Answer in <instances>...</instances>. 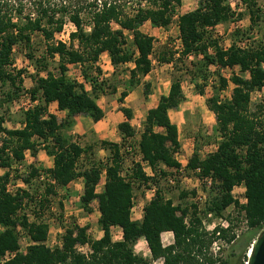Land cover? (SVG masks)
<instances>
[{
    "label": "trees",
    "instance_id": "1",
    "mask_svg": "<svg viewBox=\"0 0 264 264\" xmlns=\"http://www.w3.org/2000/svg\"><path fill=\"white\" fill-rule=\"evenodd\" d=\"M31 1L35 13L26 17L21 16V9H17V16H13L7 3H0V81L16 86L17 77L24 71L15 72L12 68L13 48L22 45L29 49L35 32L41 34L46 42L47 58H58L57 67L53 73L48 70L46 58L34 61L29 56L33 63L38 62L29 93L33 99L38 95L41 103L23 114L20 129L7 130L3 127L5 117L0 116V168L9 169L12 162L24 160L26 152L35 156L39 150L52 158V167L40 173L41 170L32 165L30 172L21 179L23 184L31 186V180L43 174L44 191L40 198H36L37 193L32 195L26 190L8 193L6 186L10 174L0 175V258L7 252L15 253L4 264H152L156 260H161L162 264H215V259L207 254L212 236L201 230L193 205L192 212H189L187 207L175 205L157 189L144 205L141 221L131 219L133 184L138 188L148 187V183H156V179L166 178L168 171L181 167L176 159L180 150L178 128L169 117V111L178 108L185 98L180 79H173L168 92L148 109L136 142L132 141L135 136L131 124L133 112L122 105L128 94L140 84V79L152 70L154 39L142 33L140 27L149 22L155 28H168L182 0H145L149 5L138 7L131 14L118 0H94L85 11L89 31L83 27L80 11L69 16L75 31L69 35L68 45L51 42L54 34L62 29L63 16H57V10L45 0ZM239 1L247 14L249 29L264 26V0ZM241 18L229 0H200L194 10L177 15L176 23L181 42L180 60L201 55L200 63L204 61V68L209 65L220 69L238 67L241 73L248 74V78L240 75L231 77L234 87L227 100H221L219 96L227 86L226 79L220 77L218 88L206 103L215 116L219 138L217 149L204 158L195 150L185 168L187 171L199 169L196 176L200 180L211 179L218 195L213 198L209 210L216 214L232 203L238 205L230 191L234 186L244 184L247 202L241 208L247 227L256 232L250 242L251 249L255 237L264 227V122L249 111L251 93L264 88V44L252 41L245 48H240L233 43L222 49L212 39V30L216 26ZM113 24L117 28H113ZM125 31L132 36L130 47H127ZM243 38L242 35L236 40ZM210 48L213 54L209 53ZM104 53L115 69L113 78H116L119 65L132 63V67L127 71L126 88L118 97V103L122 104L119 111L124 116L117 125L121 142H99L98 147L108 156L103 162L90 159L93 146L83 147L76 140L63 136L61 130L72 124L74 116L101 120L104 112L97 99L101 95L117 93V86L110 85V79L102 75L97 64ZM163 61L170 63L172 57ZM200 63L192 60L189 66L197 71L196 76L201 74L199 77L205 78L202 76L205 69H198ZM69 65L80 66L81 81L67 76ZM40 72H45V76ZM149 88V84L144 86V95H148ZM19 89L17 86L13 92L7 93L6 100L15 98ZM51 103H56L59 111H66L64 121L59 122L55 115L48 113ZM126 146L135 150L141 161L153 171V177L146 176L139 162L132 164L131 173L123 174V149ZM102 175L103 189L97 193L96 186ZM78 178L83 181L79 206L89 213L91 202L97 200L102 237L91 239L86 234V227L73 226L66 229L60 248H50L46 245L48 225L38 220L31 221L24 207L43 210L59 190L66 189ZM180 196L183 198L186 193ZM17 227L31 242L23 253L18 252ZM113 227L121 230V240H112ZM166 232L172 234L169 245H164L161 239ZM140 240L147 245L149 259L135 253L134 248ZM85 244L89 247L87 253L76 250V246ZM244 262L247 263V257ZM220 264L227 262L221 261Z\"/></svg>",
    "mask_w": 264,
    "mask_h": 264
},
{
    "label": "rangeland",
    "instance_id": "2",
    "mask_svg": "<svg viewBox=\"0 0 264 264\" xmlns=\"http://www.w3.org/2000/svg\"><path fill=\"white\" fill-rule=\"evenodd\" d=\"M49 2L53 9L57 10V16H63V25L60 32L54 34V37H59L61 32L65 36L66 33L71 34L74 31L73 25L69 20V16L75 11H80L81 17L84 19V29L89 31V25L87 24L88 20L86 19V9L94 0H45ZM119 3L124 7V10L131 14L138 7H147L149 1L145 0H118ZM200 0H182L181 6L177 9V15L187 13L189 11L197 8ZM202 2V0H201ZM234 12L241 15V20H233L226 24H220L212 30V39L217 41V44L222 49L229 48L233 43L240 48H245L252 41L256 43L264 44V26H254L252 30L249 29L250 24L247 19V14L239 0H229ZM1 4L7 3L8 8L12 10L13 16H17L15 11L21 9V16L26 17L30 13H35L33 2L30 0H1ZM63 10L65 12H63ZM177 15L173 18L172 23L168 28H155L152 27L149 22L144 23L140 30L142 33L153 37L154 39V50L151 55L152 61V70L151 72L140 79V84L134 88V90L128 94L124 99L123 107L130 108L133 112V119L131 121L132 126L134 127L135 136L132 140L136 142L139 138V133L142 130V125L144 122L145 115L148 109L153 108L161 95H164L168 92L170 83L173 79H180L182 85V91L184 93V101L176 109L169 111V117L178 128V140L180 143V150L176 154V159L180 164L185 165L186 167L189 159L191 158L193 152L196 150L198 155L201 158L206 157L207 155L213 153L217 149V142L219 141L217 131H216V122L215 116L212 111L207 107V100L214 94L215 90L219 86L220 77L226 79L227 86L224 90L219 92L221 100H227L230 98L231 91L234 87L231 82V77L235 75H240L244 78H248L247 73H241L238 67L232 69H220L214 65H209L204 68V61L200 63L203 57L200 55L197 58L189 57L187 60L179 59V51L181 49V42L179 41L178 27H177ZM113 28H117L115 24L112 25ZM125 38L127 42V47H130L132 42V36L130 32L125 31ZM60 34V35H59ZM237 35H239L237 37ZM242 40L239 37H242ZM53 37L52 43H55V38ZM70 40L66 42L68 45ZM76 48V43H74ZM209 53L213 54V49L210 48ZM29 56L33 57V60L42 61L43 58H46V64L48 65V70L53 72L57 67V60L47 58L46 54V42L38 32L32 34L30 48L23 47L22 45L16 46L13 48L11 58L13 60V69L15 72L24 71L20 77H17L16 86L10 85L9 82L0 81V116L5 117V122L3 127L7 130L19 129L21 125L20 121L22 120L23 114L16 112L11 109V104L13 101L18 98V95L22 92H27L32 89L33 82L32 77L35 75V65L38 63L32 62L29 60ZM172 57L170 63H166L163 59H168ZM195 60L200 63L205 75V78L199 77L201 74L196 76L197 71L193 70L189 65V62ZM45 61V60H44ZM98 66L101 67L102 75L107 79H110V85L117 86L116 94H109L105 96H100L97 100V103L105 111H111V118L115 122H119L121 119L124 120V116L119 111L121 105L118 103L119 93L126 88V83L128 79V69L132 67V63H127L125 65H119L116 69L115 76L112 77L115 69L113 68L110 58L107 53L101 55ZM41 76H45V72H40ZM67 76L69 78L78 77L81 81V68L79 65H71L68 67ZM21 81V82H20ZM149 84V93L144 95V86ZM19 87V91L16 94L17 96L11 101L6 100L7 93H11L15 90L16 87ZM201 92H199V88ZM34 99H38V105L41 103L39 96L35 95ZM249 111L255 113L259 121L264 122V88L260 91H254L251 93ZM118 132V131H117ZM4 137V136H2ZM98 140L92 141H83L80 140L79 143L83 147L90 144L93 146L91 151L92 156L90 159H95L99 161H105L107 152L100 149ZM88 143V144H87ZM27 160L24 162L23 169L20 171L14 167V162H12L11 167L0 168V175H3L5 172L10 174L9 183L12 186V192L17 190H26L32 195H41L44 191V181L39 180V178H33L30 182L31 186H27L22 183V177L26 176L30 172V167L33 165L32 159H30V153L26 152ZM47 156V155H46ZM139 155L133 150L131 153L124 154L123 160V174L129 173L132 164L138 161ZM46 158L43 157L41 161H38L40 165L38 168L43 170L46 168ZM86 160V159H85ZM87 161V160H86ZM36 165V164H35ZM131 173V172H130ZM43 175V174H40ZM167 175H176V185H168L165 177L156 179V183H152L159 191L163 192V195L166 199L173 201L175 205H179L182 208L187 207L189 212H192V198L195 196V187L196 182L194 178L195 175L191 171L185 172L184 175L174 174L172 170L167 172ZM212 184V183H211ZM197 189L200 192L210 199L211 201L218 195V191L212 185L210 188L201 182L198 184ZM239 191V190H237ZM65 193L70 195V190L68 192H61L59 190L57 195L53 197L51 203L57 208L56 213L51 211L49 206L50 203L43 209L38 210L37 208L33 209L28 206L24 207V212L29 216L30 220H38L45 222L48 225V236L47 242L48 247L53 248L52 244L62 243V238L65 234L67 228L71 227H84L83 219L81 216H69L66 214L62 203V199L65 198ZM136 193V191H135ZM181 193H186V196L181 198ZM194 193V194H193ZM140 194V193H138ZM137 194V196H138ZM140 200V199H139ZM62 205V206H61ZM241 206L238 204L233 212L241 210ZM231 212L232 210L229 209ZM67 217L70 220V225L67 226L63 223L64 218ZM92 223H95L93 217L90 218ZM260 233V232H259ZM86 234L89 238L92 236L86 231ZM256 232H252L249 228L245 229L240 235V238L237 239L234 244L226 250L220 258H213L208 254L209 257L215 259V264H220L221 261L227 262V264H246L244 262L245 257L249 253L250 242L253 239ZM115 235V233H114ZM171 234H163L161 236L162 243L168 244L172 242ZM259 235V234H258ZM95 237V235H93ZM256 238V237H255ZM19 242L21 243L22 251L26 250L27 244L30 243L28 237L24 234L19 233ZM82 246V245H81ZM78 246L76 250L78 251ZM135 253L139 256L149 259V251L146 243L141 240L139 245L134 248ZM82 251H86L85 246L83 245ZM88 252V251H87ZM86 252V253H87ZM152 264H162L161 260L153 261Z\"/></svg>",
    "mask_w": 264,
    "mask_h": 264
},
{
    "label": "built area",
    "instance_id": "3",
    "mask_svg": "<svg viewBox=\"0 0 264 264\" xmlns=\"http://www.w3.org/2000/svg\"><path fill=\"white\" fill-rule=\"evenodd\" d=\"M72 24V23H71ZM73 25V24H72ZM74 31L75 27L73 25ZM73 31V32H74ZM61 32L59 37H54L55 43L56 42H62L65 43L69 39V33H66L64 36ZM180 41V40H179ZM13 68V66H12ZM38 105V99H33L32 95L27 92H22L18 95V98H16L13 103L11 104V109L20 112L22 114L33 110L36 106ZM21 124V123H20ZM124 153H131L132 149L128 148L127 146L123 149ZM26 159L20 161V162H14V167L20 171H24L23 165ZM142 166V170L145 172L147 177H153L154 173L153 171L147 166V164L143 163L141 161V158L139 156L138 161ZM25 166V165H24ZM185 165L181 164V167L176 170H172L174 174H180L184 175L186 172V168L184 167ZM193 175L196 176V173H199V169H195L191 171ZM166 181L168 185L174 186L176 185V175H167L166 176ZM39 180L44 181V175L39 176ZM194 181L196 182V189H195V196L192 198V205L195 207L194 211L196 213V216L200 220V228L201 230L207 234L208 236H212V241L208 247V254L212 256L213 258H220L223 253L228 250L234 242L240 238V235L243 233L245 229H248L247 227V220L244 215V211L241 209L240 212L237 210L235 212L234 209L236 208V205L232 203L230 206L226 207L223 211H221L219 214H216L215 212L209 210V207L212 205V201L208 199L203 192H200L197 187L199 186L201 182L206 186V188H210L211 184V179H204L200 180L199 178H194ZM133 197H132V207H131V215L135 214L136 211H141L143 212V207L144 204L140 198L137 196L138 190H144L145 186L137 187V184H133ZM148 187H150V199L154 196L156 192V187L152 185L151 183H148ZM147 187V188H148ZM144 188V189H143ZM239 190V191H237ZM6 191L8 193L14 194L12 192V186L10 183L7 184L6 186ZM230 195L234 201H237L238 204L242 207L246 205V198H245V186L244 184H239L237 186H234L231 191ZM40 198L41 195H37ZM35 198V199H36ZM37 200V199H36ZM33 207V206H30ZM50 210L56 213V207L53 205V203H50L49 206ZM229 209L232 211L230 212ZM17 215H20V212L17 213ZM28 216V215H27ZM29 217V216H28ZM63 223L67 226L70 225V220L65 217ZM1 230V227H0ZM17 232L20 234H23L22 230L20 227H17ZM224 232V233H223ZM172 235V234H171ZM48 236V235H47ZM31 243V242H30ZM28 243L27 246L30 244ZM19 250L18 252H25L22 251L21 249V243L19 242ZM46 245H48V242L46 240ZM167 245V244H166ZM53 248H60L61 244H52ZM86 248V251H82L83 245H79L78 247V252L86 253L89 251V247L87 244L84 245ZM51 248V247H50ZM15 255V253H10L7 252L5 253L4 256L0 258V264H4L7 260L12 258Z\"/></svg>",
    "mask_w": 264,
    "mask_h": 264
},
{
    "label": "crops",
    "instance_id": "4",
    "mask_svg": "<svg viewBox=\"0 0 264 264\" xmlns=\"http://www.w3.org/2000/svg\"><path fill=\"white\" fill-rule=\"evenodd\" d=\"M71 66V65H69ZM78 79H80L78 77ZM98 101V100H97ZM96 101V102H97ZM98 104V103H97ZM99 106V105H98ZM100 107V106H99ZM102 109V107H100ZM48 113L53 114L57 117V120L59 122L64 121L66 119L67 113L66 111H59L57 109L56 103H51L48 105ZM104 112V116L101 120L99 121H93L91 118L87 116H74L71 121L72 124L68 127H64L61 130V133L63 136L72 138L73 140H76L78 143L80 140L83 141H109L113 143H120L121 138L119 136V133L117 132V125L123 121L121 119L119 122H115L111 118V111H105V109H102ZM19 127V129L22 127V124ZM80 144V143H79ZM88 144V143H87ZM90 145V144H88ZM25 159L27 160V155L25 153L24 155ZM30 156V159H32V162H34V166L38 168V166H43L38 163V161H41L43 157L46 158V168H51L52 167V158L46 156L45 152L43 150H39L35 156ZM36 164V165H35ZM183 165V164H182ZM163 168V166H162ZM164 169V168H163ZM104 185V175L101 176V179L99 183L96 186V192L99 193L102 191ZM144 189V188H143ZM150 187H145L144 190H138L136 193L138 194L139 199L141 198L143 204L145 205L148 203L150 199ZM70 190V195H67L65 193V198L62 199V203L65 205L64 210L67 215L69 216H81L84 223L83 226L87 228V232L92 236L91 239H99L102 237V231L98 225V218H99V211H98V202L97 200H93L90 205L91 211L85 212L80 206H79V201L80 197L83 194V181L81 178H78L71 182L69 185H67L66 189L61 190V192H68ZM163 195H165L162 192ZM142 214L143 212L141 211H136L135 214L131 215V219L133 221H141L142 219ZM91 217L94 218L95 223H92ZM115 233V235H114ZM163 234H171L169 232L163 233ZM162 234V235H163ZM95 235V237H93ZM111 236L112 240H121L122 239V233L121 230L118 227H113L111 229ZM171 239H172V235ZM141 241V240H140ZM140 241L136 244L135 248L139 245ZM172 243V242H170ZM168 243V244H170ZM167 244V245H168ZM165 245V244H164Z\"/></svg>",
    "mask_w": 264,
    "mask_h": 264
},
{
    "label": "water",
    "instance_id": "5",
    "mask_svg": "<svg viewBox=\"0 0 264 264\" xmlns=\"http://www.w3.org/2000/svg\"><path fill=\"white\" fill-rule=\"evenodd\" d=\"M246 264H264V227L252 243Z\"/></svg>",
    "mask_w": 264,
    "mask_h": 264
},
{
    "label": "bare ground",
    "instance_id": "6",
    "mask_svg": "<svg viewBox=\"0 0 264 264\" xmlns=\"http://www.w3.org/2000/svg\"><path fill=\"white\" fill-rule=\"evenodd\" d=\"M249 253H250V250H249ZM249 253H248V254H249Z\"/></svg>",
    "mask_w": 264,
    "mask_h": 264
},
{
    "label": "clouds",
    "instance_id": "7",
    "mask_svg": "<svg viewBox=\"0 0 264 264\" xmlns=\"http://www.w3.org/2000/svg\"><path fill=\"white\" fill-rule=\"evenodd\" d=\"M169 245V244H168Z\"/></svg>",
    "mask_w": 264,
    "mask_h": 264
}]
</instances>
